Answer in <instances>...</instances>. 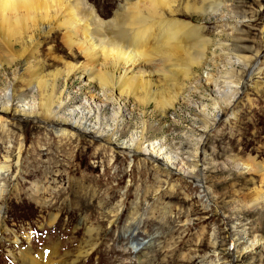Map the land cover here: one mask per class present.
I'll use <instances>...</instances> for the list:
<instances>
[{
  "label": "bare ground",
  "instance_id": "1",
  "mask_svg": "<svg viewBox=\"0 0 264 264\" xmlns=\"http://www.w3.org/2000/svg\"><path fill=\"white\" fill-rule=\"evenodd\" d=\"M259 7L264 12V4H259ZM181 12L187 16H180ZM193 14L208 19L229 18L224 0H128L121 4L116 17L109 22L100 19L92 8L87 7L85 0H0V77L5 80L4 90L0 91V133L4 137L7 135L6 143L2 141L3 145L0 146V240L7 226L2 178L11 171H14V177L20 173L23 156V146L11 141L10 126L4 118L12 113L44 120L59 137L67 140L90 137L93 143L99 144L98 148L109 146L113 153L119 148L132 162L137 156L145 163L151 161L153 164L175 167L182 178L195 181L200 192L208 199L211 205L202 204L203 209L214 207L218 211L224 210L220 206L217 188L206 179L209 166L219 162L216 151L208 155L205 149L201 148L200 151L199 147L201 154L198 152L199 156L197 153L192 156L194 160L190 162L192 167H189L186 158L174 155L163 141L148 138L145 127L141 133L132 134L130 144L120 147L112 142L114 135L121 136L123 133L120 130L132 108L138 106L144 116L153 105L161 116L166 117L171 110H176L188 91L191 93L193 88L204 86L212 89L210 95L214 107L209 111L204 103H197L196 106L197 116L203 124V134L199 137V146L202 147L205 140L219 128L221 114L224 118L230 113L228 118L236 120L237 104L245 84H253L258 93L264 89V80L250 79V76L246 78L255 67L252 59L239 56L234 62L228 52L210 54L214 42L206 33L207 27L195 26L186 19ZM106 25L112 26L114 31L118 29V34L116 30L114 36H109ZM231 25L234 26H227ZM58 34L61 35V43H53ZM261 40H264V24L261 27ZM47 43L49 56L44 57L43 46ZM262 44L264 47V42ZM65 53L67 56H64ZM261 53L260 48L256 57ZM209 63L213 71L219 70V75L205 71ZM238 64L246 67L243 73L248 80H236L234 77V66ZM228 65L230 69H227L225 81H221ZM79 73L84 75V85L95 86L81 103L73 102L70 95L67 96L68 85ZM257 74L264 77L263 65ZM109 106L115 109L113 124L108 123L105 114ZM14 119L17 120L16 117ZM245 147L247 145H241L236 150L230 146L231 156L225 163L226 169L243 180L247 176L260 178L258 187L251 191L247 189V193L233 189L236 198L230 208L236 215L223 211L229 227L226 228L227 235L232 238L231 247L235 246L237 259L244 248L255 251L264 248V225L256 228L245 222L247 213L264 211V149L259 154H246ZM236 178L232 176L233 180ZM251 180L256 182L254 178ZM233 183L236 187L237 184ZM38 187L34 190L39 193ZM173 189L172 186L170 190ZM122 201L112 211V225L120 218ZM57 218V215H52V225ZM128 218L129 223L124 231L125 236L132 240L131 248L135 253L143 252L144 260L152 264L157 260V255L149 250L154 248L160 251L162 243L156 242L155 236H149L150 241L144 244L138 237L143 221L137 209ZM95 231L98 232L96 228L88 227V249L79 251L72 262L64 260L60 263L78 264L82 258L92 254L99 244L98 238L93 237ZM26 238L29 244L31 237L26 235ZM242 239L245 243L240 242ZM14 240L12 243L19 246L20 251L18 254L12 250L8 252L16 264H53L49 249L34 255L30 245L21 247L19 236ZM222 242L218 233L210 237L209 245L215 256L221 251ZM201 245L203 241L199 243ZM170 260L163 258L164 262ZM170 264L175 262L171 261Z\"/></svg>",
  "mask_w": 264,
  "mask_h": 264
},
{
  "label": "rangeland",
  "instance_id": "2",
  "mask_svg": "<svg viewBox=\"0 0 264 264\" xmlns=\"http://www.w3.org/2000/svg\"><path fill=\"white\" fill-rule=\"evenodd\" d=\"M85 1L100 19L109 22L116 17L121 4L128 0ZM224 3L229 18L208 19L193 14L186 19L195 26L207 27L206 33L214 42L210 54L221 55L225 51L234 62L239 56L252 59L254 72L251 76V70L246 78L250 76V79L264 80L263 75H256L260 67H264V47L261 45L264 42L261 40L264 12L259 7V4H264V0H224ZM181 13L180 16H187L185 12ZM106 27L109 36H114L116 30L118 34V29L114 31L112 26ZM53 43H61L60 34L53 39ZM45 45L42 54L47 57L48 43ZM260 48L262 53L256 57ZM208 66L205 71L219 75V70H212L211 63ZM234 68L236 80L245 78L243 71L246 67L238 64ZM225 69L221 81H225L230 66ZM83 79L84 75L79 73L68 85L67 96L70 95L73 102L85 101L95 87L94 84L91 87L84 85ZM245 85L237 104L236 120L228 118L230 113L224 118L221 114L219 128L205 140L202 147L199 146V137L203 134V124L197 116L196 106L197 103H204L209 111L214 107L210 95L212 89L204 86L193 88L191 93L188 91L176 110H171L166 117L161 116L153 105L144 116L141 115V108H132L120 130L123 133L121 136L114 135L112 142L120 147L130 144L132 134L141 133L145 127L148 138L163 141L174 155L186 158L189 167H192L190 162H193L192 156L196 153L199 156L198 152L205 149L208 155H212L216 151L219 164L209 166L206 179L217 188L221 208L234 214L230 208L236 198L233 189L247 193V189L251 191L258 187L260 178L247 176L243 180L235 172L226 169V160L231 156L230 146L238 150L241 145H247L244 150L246 154H259L264 149V89L258 93L253 84ZM4 87L5 80L0 77V91ZM114 113L113 106L107 107L105 114L110 124L114 123ZM4 118L10 126L11 141L22 144L23 156L20 173L16 177L14 171L5 173L1 182L5 189L2 200L7 226L0 240V264H16L8 252L12 250L18 254L20 251L19 246L12 243L16 236L21 239L22 248L29 245L33 248L34 255L49 249L53 264H61L64 260L72 262L79 251L89 248L88 227L98 230L93 233V237L98 238L100 245L88 257L80 258L78 264H150L144 260L143 252L133 251L131 238L125 236L128 216L136 209L143 221L138 237L144 244L150 241L149 236H155V241L162 243V251L154 248L149 250L155 251L157 255V260L152 264H170L171 261L175 264H264V248L255 251L244 246L245 250L242 249L241 255H238L240 257L235 258L236 250L235 246L231 247L232 238L227 235L226 228L229 227L224 219V210L218 211L214 207L203 209L202 204L211 205L208 199L200 192L195 181L182 178L176 173L175 167L157 165L151 161L145 163L137 156L132 162L121 149H115L113 153L109 146L98 148L99 144L93 143L90 137L72 140L61 138L44 120L13 113L6 114ZM1 136L4 137L2 133ZM6 136L0 139L1 143H6ZM232 176H237L236 180ZM252 178L256 180L255 183ZM233 182L237 184L236 187ZM36 185L39 186V193L34 190L37 189ZM172 186L174 189L170 190ZM121 200L120 218L112 225V211ZM255 212L247 213L245 222L259 228L261 224L264 225V211ZM52 215L58 217L54 225L51 224ZM214 233H218L220 241L225 242H222L221 251L216 256L209 245ZM26 235L31 237L29 244ZM201 241L203 245L199 246ZM240 242L245 243L243 239ZM53 251L59 253L52 254ZM163 258L172 260L164 262Z\"/></svg>",
  "mask_w": 264,
  "mask_h": 264
}]
</instances>
